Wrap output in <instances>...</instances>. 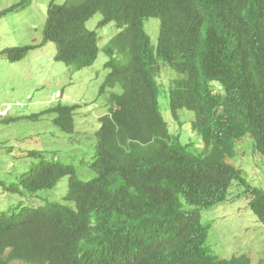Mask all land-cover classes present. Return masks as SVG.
<instances>
[{
  "label": "trees",
  "instance_id": "16d2710c",
  "mask_svg": "<svg viewBox=\"0 0 264 264\" xmlns=\"http://www.w3.org/2000/svg\"><path fill=\"white\" fill-rule=\"evenodd\" d=\"M96 14L99 27L118 29L101 48L108 74L99 94L116 86L121 93L110 94L109 112L99 119L94 177L84 182L71 166L41 161L19 182L0 183L36 200L0 213V264H264L213 255L209 227L201 224V213L226 203L238 184L264 225V187L251 188L227 162L247 136L264 158V0H52L39 46L53 43L55 61L77 71L91 66L98 35L86 22ZM149 18L159 20L155 48L144 30ZM34 48L0 56L17 62ZM160 62L179 75L168 88L170 114L176 120L179 111L193 113L199 154L180 146L159 112ZM76 108L58 104L45 112L72 133ZM65 177L60 201L39 195Z\"/></svg>",
  "mask_w": 264,
  "mask_h": 264
},
{
  "label": "rangeland",
  "instance_id": "374dc122",
  "mask_svg": "<svg viewBox=\"0 0 264 264\" xmlns=\"http://www.w3.org/2000/svg\"><path fill=\"white\" fill-rule=\"evenodd\" d=\"M22 1L0 0V52L8 48L35 47L17 62L0 56V183L19 182L41 161L71 166L79 180L90 181L94 177L91 164L99 119L109 112L110 94L121 93L120 86H116L99 94L108 74L104 68L108 58L101 48L118 29L114 23L99 27L100 14L86 22L89 31L97 32L99 52L91 66L77 71L55 61L53 43L39 46L52 0H28L23 8L1 14ZM64 1L55 0L56 4ZM144 30L155 48L159 20H145ZM160 66L157 77L159 112L180 146L188 145L191 152L199 154L203 145L190 128L193 113L179 111L176 120L170 114L168 88L179 75L163 62ZM58 104L77 107L72 133L63 132L53 123L56 115L45 112ZM234 151V157L227 162L242 170L251 188H263L264 158L254 152L251 138H242ZM31 152H39L38 157L29 155ZM67 183L65 177L55 189L39 195L52 202L60 201L66 194ZM245 194L244 187L234 184L226 203L201 213V224L209 227L206 246L213 255L221 259L245 255L252 263H257L264 258V225L249 209V196ZM32 202L36 200L5 192L0 184V213L8 214L16 206L32 205Z\"/></svg>",
  "mask_w": 264,
  "mask_h": 264
},
{
  "label": "clouds",
  "instance_id": "9594fccd",
  "mask_svg": "<svg viewBox=\"0 0 264 264\" xmlns=\"http://www.w3.org/2000/svg\"><path fill=\"white\" fill-rule=\"evenodd\" d=\"M105 66V65H104ZM160 73V72H159ZM159 75V74H158ZM179 78V77H178Z\"/></svg>",
  "mask_w": 264,
  "mask_h": 264
}]
</instances>
